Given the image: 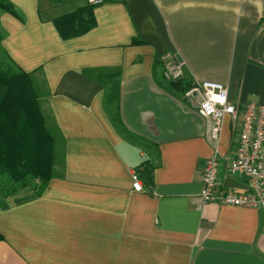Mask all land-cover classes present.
I'll return each mask as SVG.
<instances>
[{"label":"crops","instance_id":"crops-1","mask_svg":"<svg viewBox=\"0 0 264 264\" xmlns=\"http://www.w3.org/2000/svg\"><path fill=\"white\" fill-rule=\"evenodd\" d=\"M8 1L0 58L44 82L63 160L40 195L0 197V264H264L263 211L199 205L216 147L217 190L247 189L223 160L230 118L215 141L212 119L163 74L173 57L189 82L223 83L229 102L264 105V0H103L90 6L92 26L69 37L55 20L86 0ZM112 72L113 105L102 79ZM147 163L144 180L136 169Z\"/></svg>","mask_w":264,"mask_h":264},{"label":"trees","instance_id":"trees-1","mask_svg":"<svg viewBox=\"0 0 264 264\" xmlns=\"http://www.w3.org/2000/svg\"><path fill=\"white\" fill-rule=\"evenodd\" d=\"M0 9L13 12L8 0H0ZM55 25L62 37L89 28L92 26L90 6L87 4L57 18ZM117 76V72L102 75L104 81H111L106 104L116 102ZM188 80L182 76L169 80V84L183 90ZM47 96L45 84L35 71L25 72L0 58V195L3 198L11 199L22 190L30 191V197L40 195L56 173L55 168L62 164V139L44 109ZM152 169L153 165L147 163L138 167L136 173L149 180Z\"/></svg>","mask_w":264,"mask_h":264},{"label":"built area","instance_id":"built-area-1","mask_svg":"<svg viewBox=\"0 0 264 264\" xmlns=\"http://www.w3.org/2000/svg\"><path fill=\"white\" fill-rule=\"evenodd\" d=\"M89 6H96L103 0H86ZM163 74L167 80L183 76L184 62L167 58ZM183 96L197 105L199 114L213 121L211 137L218 142L223 119L228 116L231 131L235 135L234 145L223 157L226 171L246 179L247 189L237 192L231 188L217 190L216 183L220 156L216 147L204 163L201 171L199 205L215 201L220 204L255 208L264 212V105L252 101L242 105L228 101L227 87L214 81L190 79L183 90ZM132 188L142 190L141 182L135 178Z\"/></svg>","mask_w":264,"mask_h":264},{"label":"rangeland","instance_id":"rangeland-1","mask_svg":"<svg viewBox=\"0 0 264 264\" xmlns=\"http://www.w3.org/2000/svg\"><path fill=\"white\" fill-rule=\"evenodd\" d=\"M43 161V160H42ZM31 193L30 191H27L24 193V191L22 190L20 193H17L16 196L12 197L11 201H15V199L17 198H24V197H30ZM1 197V195H0Z\"/></svg>","mask_w":264,"mask_h":264}]
</instances>
